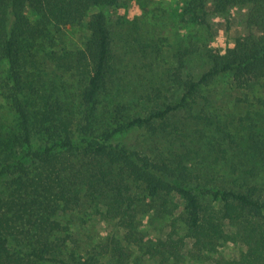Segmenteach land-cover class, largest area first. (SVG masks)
Segmentation results:
<instances>
[{
    "label": "trees",
    "instance_id": "obj_1",
    "mask_svg": "<svg viewBox=\"0 0 264 264\" xmlns=\"http://www.w3.org/2000/svg\"><path fill=\"white\" fill-rule=\"evenodd\" d=\"M127 1L0 0V61L17 114L9 130L0 122V264H140L136 251L166 264L163 254L180 255L185 237L197 255L218 241L245 245L218 264H264V0H186V22L212 28L234 13L239 34L222 52L189 40L164 74L155 71L157 55L146 67L134 57L139 74L115 57L107 11ZM65 26L83 27V38L55 64L61 83L46 82L42 56L53 53L45 46ZM161 47L142 51L146 58ZM194 54L208 65L198 76ZM220 75L247 103L230 120L203 90ZM131 127L166 146L147 153L109 142ZM211 164L227 165L229 178L208 185L201 166ZM155 212L171 217L165 238L139 228ZM93 213L113 227L83 243L77 228Z\"/></svg>",
    "mask_w": 264,
    "mask_h": 264
},
{
    "label": "rangeland",
    "instance_id": "obj_2",
    "mask_svg": "<svg viewBox=\"0 0 264 264\" xmlns=\"http://www.w3.org/2000/svg\"><path fill=\"white\" fill-rule=\"evenodd\" d=\"M185 1L186 0H128L119 6L108 9L109 28L115 44V57L122 58L124 62L129 61L130 71L132 70L133 73L139 74L138 63H135L133 60L134 57H142L141 61L144 63V67H146L150 58L156 57L157 55L158 67H156L155 71L164 74V68L168 67L173 61V54L185 47L191 39L194 40L193 42L199 44L200 50L211 48L215 51L222 52L233 45L234 38L239 34L238 17L236 14H230L226 21L215 19L212 28H207L203 25H193L186 22L187 19L183 12ZM59 31L60 32H56L53 36L55 41L53 46L49 47L46 44L44 50V52H52L54 58L51 56L46 60V58L42 56V66L43 68L46 67L43 73L46 77L45 81L49 82V79H55L54 82L57 84L61 83V80L65 78V74H63L55 64L61 62L60 59H64V56H68L70 50L79 46L78 43H80V40L83 38L84 28L81 26H65L61 27ZM153 44H161L162 47L160 50L162 53H158L157 49H155L156 53H152V51H149V48H147L152 54L148 52L145 58L142 46L144 48L145 46ZM196 54L189 60V64L194 74L198 76L208 65L204 56ZM133 64H135L134 67ZM7 71V61L1 60L0 122L4 130H9L17 124L15 109L11 101L6 97L10 86ZM203 90L211 99L213 108L217 106L223 108L219 113L223 120H230L236 113H240L243 109L245 110V108H247L246 102L238 100V97L242 96V93L231 86L229 75L218 76L212 83L204 87ZM131 97H135V93L131 94ZM109 101H111V99H109ZM240 109L242 110L239 111ZM182 115H184V113H181V116ZM78 128L79 125L77 124L73 126L74 137H76L79 132ZM109 142L139 149L147 153H154L158 151V149H161V147L166 146L165 141L160 136L155 137L142 127H131L116 133L111 136ZM212 166L216 168L211 169L210 166H201L202 174L208 178V185L219 184L229 178V168L227 165L222 166L219 164L218 166ZM218 174H225V176L222 175V178H218ZM260 179L263 181L262 178ZM170 208H173L175 214L182 209V203L178 196L171 199ZM174 208H176V210ZM90 217L94 218V221L82 225L84 222L81 220L79 228H77L79 230L78 237L83 243H92L95 240L98 242L100 237L96 238V236L109 232L113 227L112 221L111 223H107L106 220L102 221L94 213L90 215ZM147 218L145 219V223L140 222L138 225L139 228L142 227L143 230L149 231L147 233L148 236L165 238L171 231V227L168 225L171 217L170 219H166L165 217H160V215L155 212ZM226 222L228 224V221ZM233 230L234 229L229 225L225 227L227 234L231 235L234 232ZM177 232L180 235L186 233L179 229H177ZM184 242V248L180 252V255L174 259L168 257L167 254H163L161 258L167 259L164 263L218 264L217 260L221 258L233 259L237 257L241 250L245 249V245L241 241H218L213 249L202 250L200 254L197 255L191 246L193 240L190 237H185ZM160 256L161 254H156L158 261L161 260ZM132 257L140 264H149L151 262L146 255L142 256L141 251L134 252Z\"/></svg>",
    "mask_w": 264,
    "mask_h": 264
}]
</instances>
